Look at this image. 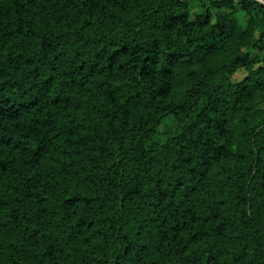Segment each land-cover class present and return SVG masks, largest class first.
Wrapping results in <instances>:
<instances>
[{"label":"trees","instance_id":"1","mask_svg":"<svg viewBox=\"0 0 264 264\" xmlns=\"http://www.w3.org/2000/svg\"><path fill=\"white\" fill-rule=\"evenodd\" d=\"M0 264H264V4L0 0Z\"/></svg>","mask_w":264,"mask_h":264},{"label":"rangeland","instance_id":"2","mask_svg":"<svg viewBox=\"0 0 264 264\" xmlns=\"http://www.w3.org/2000/svg\"><path fill=\"white\" fill-rule=\"evenodd\" d=\"M192 8H193V10H198L200 8V3L194 2V4L192 5ZM245 21H246V19L244 18L242 20V23L245 22ZM244 75H245V71L243 69H241V70H239V71H237L235 73V75L233 76V78L235 80H240Z\"/></svg>","mask_w":264,"mask_h":264},{"label":"water","instance_id":"3","mask_svg":"<svg viewBox=\"0 0 264 264\" xmlns=\"http://www.w3.org/2000/svg\"><path fill=\"white\" fill-rule=\"evenodd\" d=\"M262 4H264V0H259Z\"/></svg>","mask_w":264,"mask_h":264}]
</instances>
